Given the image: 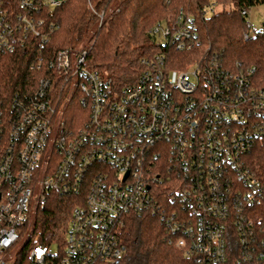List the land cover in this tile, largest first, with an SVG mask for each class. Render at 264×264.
Returning <instances> with one entry per match:
<instances>
[{"label":"built area","instance_id":"1","mask_svg":"<svg viewBox=\"0 0 264 264\" xmlns=\"http://www.w3.org/2000/svg\"><path fill=\"white\" fill-rule=\"evenodd\" d=\"M64 2L0 0V56L46 43L59 28L49 13ZM151 34L168 51L202 47L183 14ZM88 58V47L60 50L32 65L46 68L33 91L0 96V264H116L129 220L149 212L194 264H264V184L248 162L264 142L255 69L207 47L182 70L168 53L144 59L138 79L117 86ZM53 192L76 203L63 241L20 245Z\"/></svg>","mask_w":264,"mask_h":264},{"label":"trees","instance_id":"2","mask_svg":"<svg viewBox=\"0 0 264 264\" xmlns=\"http://www.w3.org/2000/svg\"><path fill=\"white\" fill-rule=\"evenodd\" d=\"M113 2L65 0L53 9L47 20L59 28L46 43L34 38L28 44L29 49L23 47L0 56L1 98L10 100L18 93L33 91L45 76L46 68L32 65L40 59L44 65L49 64L60 50L77 48L89 35L88 65L117 86L136 81L143 72L144 59L168 53L171 62H177L172 68L182 70L210 47L229 66L254 68V81L264 88V29L246 39L247 18L241 14L244 9L250 11L253 6L264 4V0H121L111 19L98 27L99 19L90 6L101 12ZM182 14L195 20L202 47L185 52L168 51L151 30L158 21L176 20ZM248 162L264 184V142L252 151ZM75 205L73 196L51 193L35 214L33 244L53 245L57 240L63 241ZM123 232L127 250L116 264H194L169 244L172 233L157 213L134 216Z\"/></svg>","mask_w":264,"mask_h":264},{"label":"rangeland","instance_id":"3","mask_svg":"<svg viewBox=\"0 0 264 264\" xmlns=\"http://www.w3.org/2000/svg\"><path fill=\"white\" fill-rule=\"evenodd\" d=\"M120 1L121 0H114V2L111 4L110 7L104 8L101 12L98 9L93 7L94 10L96 11V13L93 10H92V12H94L97 15V17H98V14H100L102 12H105V18H104V21H103V24H102V25H104V23L106 21L111 19L113 12L116 10L115 7L118 6ZM216 10L219 11L220 8H217ZM208 14L210 15L211 11H209ZM98 19H99V17H98ZM99 21H100V19L97 21V26L98 27H100L99 26ZM160 21H162V20H160ZM160 21H158V22H160ZM248 21L252 25L251 33L258 32V31H261V30L264 29V4H259V5L253 6L250 9L249 16H248ZM89 36H87L85 38L86 41L81 43L77 48H79V47H87V44H89V41H88ZM86 42H88V43H86ZM175 63H177V62L176 61L172 62L171 67L175 66ZM174 75L175 74L172 72V76H174ZM71 115L74 118V117H76L78 115V113L74 109V111L71 113ZM34 225H35V212L33 211L32 215L30 216L29 223L27 225L26 231H25L24 235L21 238L20 245H24L28 241H30L31 237L33 236ZM52 249L56 250L57 246L56 245L52 246Z\"/></svg>","mask_w":264,"mask_h":264}]
</instances>
